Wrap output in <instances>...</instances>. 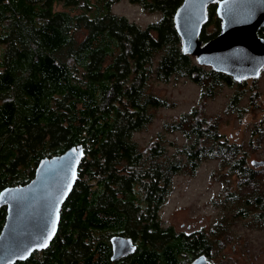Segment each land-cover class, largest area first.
<instances>
[{
    "label": "trees",
    "instance_id": "trees-1",
    "mask_svg": "<svg viewBox=\"0 0 264 264\" xmlns=\"http://www.w3.org/2000/svg\"><path fill=\"white\" fill-rule=\"evenodd\" d=\"M119 1L0 0V191L26 184L42 158L83 149L49 245L13 264H190L211 257L220 249L215 235L224 215L211 231L192 234L165 226L158 215L172 178L181 170L194 174L208 159L236 177L233 190L225 183V202L239 205L231 214L264 227V170L245 166L240 148L220 142L216 123L200 120L195 108L164 126L191 142L181 148L183 158L164 159L159 139L146 150L133 140L150 120L148 108L168 106L146 93L151 76L186 79L201 88V98L231 78L182 53L173 16L183 0H128L160 14L145 27L114 14ZM215 7H207L203 44L220 32ZM5 215L2 206L0 230ZM116 235L135 248L112 262L109 240Z\"/></svg>",
    "mask_w": 264,
    "mask_h": 264
},
{
    "label": "rangeland",
    "instance_id": "rangeland-1",
    "mask_svg": "<svg viewBox=\"0 0 264 264\" xmlns=\"http://www.w3.org/2000/svg\"><path fill=\"white\" fill-rule=\"evenodd\" d=\"M111 11L141 27L160 17L144 12L128 0L114 4ZM211 30L212 27H206L205 33L210 34ZM261 69L262 74L249 77L253 80L246 81V85L234 88L223 83L213 90L211 97L203 98L201 88L186 79L171 78L164 83L151 76L146 93L165 99L168 106L148 108L150 120L133 135V140L146 150L159 139L164 159L174 155L183 158L181 148L191 142L182 131L168 132L164 126L195 108L200 120L216 123L220 142L240 148L245 166L263 171L264 165L251 166L252 161L264 162V67ZM235 95L237 99L233 100ZM184 171L172 178L169 195L158 212L162 224L176 232H207L224 215V227L215 235L220 249H214L206 260L212 264H264V227L254 224L250 216H233L231 212L239 205L225 202L226 184H231L230 190L235 188L234 174L227 173L228 168L219 159L202 161L194 174Z\"/></svg>",
    "mask_w": 264,
    "mask_h": 264
},
{
    "label": "water",
    "instance_id": "water-1",
    "mask_svg": "<svg viewBox=\"0 0 264 264\" xmlns=\"http://www.w3.org/2000/svg\"><path fill=\"white\" fill-rule=\"evenodd\" d=\"M214 3L220 32L203 44L199 36L208 21L207 7ZM173 21L182 53L194 57L198 65L234 81L257 77L264 67V39L256 35L264 27V0H183ZM82 155V146L77 145L42 158L26 184L0 191V207L6 208L0 230V264L24 261L34 251L47 248L42 245L47 241L48 246L57 231L60 209L74 185ZM263 165V161L251 162L254 168ZM110 244L112 260L134 249L128 238L120 236L112 237ZM190 264L210 263L202 254Z\"/></svg>",
    "mask_w": 264,
    "mask_h": 264
},
{
    "label": "flooded vegetation",
    "instance_id": "flooded-vegetation-1",
    "mask_svg": "<svg viewBox=\"0 0 264 264\" xmlns=\"http://www.w3.org/2000/svg\"><path fill=\"white\" fill-rule=\"evenodd\" d=\"M220 21V20H219ZM220 26H221V21H220ZM256 35H257V37L258 38H261V39H264V27H260V28H258L257 29V31H256ZM261 70H263V69H261ZM260 70V72H259V76L262 74V71ZM230 77V76H229ZM231 78V81L229 82V83H226L227 84V86H234V88H238V87H241V86H244V85H246V81H248V80H250V79H252L253 80V78H245V79H242V80H240V81H234L233 79H232V77H230ZM256 78V77H255ZM235 99H237V96L235 95L234 96V98H233V100H235ZM180 232H184V231H180ZM194 232H199V231H192V232H189V233H187V232H184L185 234H192V233H194ZM117 236V235H116ZM112 237H115V236H112ZM112 237H110V239L112 238ZM121 237V236H120ZM124 238V237H123ZM129 239V238H128ZM130 240V239H129ZM110 241V240H109ZM131 241V240H130ZM132 243V245L134 246V248H135V244L133 243V242H131ZM110 247H111V244H110ZM133 251H134V249H133ZM132 251V252H133ZM131 252V253H132ZM131 253H128L127 255H129V254H131ZM112 255H113V252H112V248H111V254H110V260L112 261V262H115V261H119L120 259H123V258H125V257H127V255H125V256H123V257H119V258H117V259H114V260H112L111 259V257H112ZM199 256V255H198ZM197 257V256H196ZM195 257V258H196ZM207 259V258H206ZM194 260V259H193ZM192 260V261H193ZM207 262L208 263H210V264H212L209 260H207Z\"/></svg>",
    "mask_w": 264,
    "mask_h": 264
},
{
    "label": "snow or ice",
    "instance_id": "snow-or-ice-1",
    "mask_svg": "<svg viewBox=\"0 0 264 264\" xmlns=\"http://www.w3.org/2000/svg\"><path fill=\"white\" fill-rule=\"evenodd\" d=\"M54 231V229H53ZM49 239H51V236H49ZM43 247H47V241L44 242V244L42 245Z\"/></svg>",
    "mask_w": 264,
    "mask_h": 264
}]
</instances>
